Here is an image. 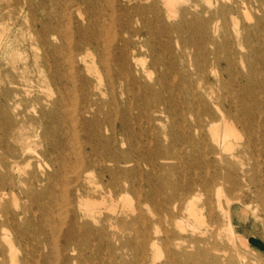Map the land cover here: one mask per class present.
<instances>
[{
    "label": "bare ground",
    "instance_id": "obj_1",
    "mask_svg": "<svg viewBox=\"0 0 264 264\" xmlns=\"http://www.w3.org/2000/svg\"><path fill=\"white\" fill-rule=\"evenodd\" d=\"M192 1H0V264H237L264 0Z\"/></svg>",
    "mask_w": 264,
    "mask_h": 264
},
{
    "label": "rangeland",
    "instance_id": "obj_2",
    "mask_svg": "<svg viewBox=\"0 0 264 264\" xmlns=\"http://www.w3.org/2000/svg\"><path fill=\"white\" fill-rule=\"evenodd\" d=\"M21 1L23 3V0ZM191 5L193 10H200L205 7V2L203 0H193ZM24 20V16L19 18V22ZM228 22L229 27L232 28L231 20ZM261 68L264 72V66ZM208 70L209 68L200 71L201 75H204V72ZM260 77L264 83V73L260 75ZM211 81L216 83L214 77L211 78ZM36 84L37 83H35V85ZM214 88L217 91L220 90L217 85H214ZM41 89L47 90L45 88ZM192 118L191 114H188L189 122ZM261 139L263 150H261L260 154L255 158L248 160L244 165L247 174H249L242 180V187L238 190L239 193H237V196L239 197V203L233 206L232 212L233 223L235 224V238L231 241L225 233L223 236L225 242L232 247V251L237 259V264H254V262L255 264H264V136H262ZM175 165L176 161H168L166 166L163 167L171 169L172 166ZM145 167L147 169L150 168L149 165ZM165 168H162L161 171L159 170L158 174L166 172ZM171 178L174 181H180L181 179L178 173H173ZM132 200L133 203H136L135 199Z\"/></svg>",
    "mask_w": 264,
    "mask_h": 264
}]
</instances>
